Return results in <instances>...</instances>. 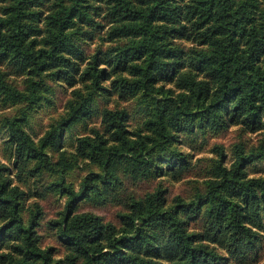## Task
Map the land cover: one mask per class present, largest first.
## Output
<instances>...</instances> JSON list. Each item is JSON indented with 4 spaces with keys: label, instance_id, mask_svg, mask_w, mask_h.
Segmentation results:
<instances>
[{
    "label": "trees",
    "instance_id": "trees-1",
    "mask_svg": "<svg viewBox=\"0 0 264 264\" xmlns=\"http://www.w3.org/2000/svg\"><path fill=\"white\" fill-rule=\"evenodd\" d=\"M51 78L77 88L36 139L25 122L40 100L52 102ZM113 95L142 105V121L131 126L128 107H104V129L65 148V134L99 111L97 97ZM0 100L20 105L2 122L12 164L0 159V264H234L256 252L264 175L247 166L264 157V0H0ZM234 125L262 134L261 145H235L229 165L221 147L192 197L170 198L160 184L126 194L118 222L79 210L117 200L125 177L184 178L192 156L180 135ZM79 162L89 168L75 183ZM47 193L65 199L49 220L62 256L41 243L42 205L24 212Z\"/></svg>",
    "mask_w": 264,
    "mask_h": 264
},
{
    "label": "rangeland",
    "instance_id": "rangeland-1",
    "mask_svg": "<svg viewBox=\"0 0 264 264\" xmlns=\"http://www.w3.org/2000/svg\"><path fill=\"white\" fill-rule=\"evenodd\" d=\"M91 41L92 40L86 41L87 44L85 45V49L87 53L91 52L96 46L95 42ZM1 66L4 70L8 71L11 81L17 84L22 83L24 80L22 73H18L14 67H8L5 64ZM55 82L56 81L52 78L50 79V84L53 86V89L50 90L48 94L51 96L52 102L49 104L47 99L40 100L38 108L29 115L27 122H25L27 129L36 139H39L46 132L52 122L64 114L67 107L66 104L73 95L75 88H77H65ZM96 101L99 111L92 117L74 125L71 130L65 134L64 147L69 151L72 149V140L74 136L88 133L94 126L104 129L101 116L99 115L101 109L104 107H115L117 105L120 107H128L130 109L129 122L131 126H135L143 119L144 109L140 107L142 105L138 106L136 104L135 99L118 100L117 96L113 95L111 98L98 96ZM19 106L18 104L0 100V159L10 165L12 164V159L8 157L9 148L5 142L7 133L2 126V122L6 116L17 113ZM180 139V148L190 152L192 156V166L184 178L174 180V178L170 176H155L149 179L125 177L123 187L119 189L117 193V200H114L113 196L105 203H96L86 200L80 203L79 210H92L102 215L105 220L118 222L117 213L125 207L126 194L134 192L137 195H144L160 184L168 188L170 198L176 194H181L186 198H190L196 193L198 188L201 187L202 189L204 187V179L213 171L215 161L219 158V150L221 147L227 154L226 163L229 165L234 158L235 145L243 143L248 149L256 148L261 145L263 136L260 133L244 131L239 126L234 125L220 131H208L207 133L197 132L196 134L182 133ZM78 166L81 167L75 170L74 174L69 176L70 180H74L75 183L79 182L86 169L89 168L84 162H79ZM247 169L250 176L264 175V157L248 164ZM30 184L35 187L36 185H40L41 181L30 179ZM34 201H38L43 207V215L41 218L42 225L39 227V232L42 236V245L55 244L58 246L57 255L62 256L65 251L64 247L57 240L54 230L49 226V220L59 214L60 210L63 208L65 199L53 193H47L44 197L35 195L25 201V213H27ZM219 250L226 253L225 249L221 247H219ZM230 262L234 264H262L264 262V237L258 244L256 252H253L248 258H245L244 261L233 258Z\"/></svg>",
    "mask_w": 264,
    "mask_h": 264
}]
</instances>
